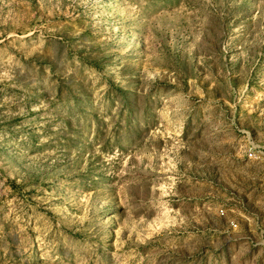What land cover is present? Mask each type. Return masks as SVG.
Returning a JSON list of instances; mask_svg holds the SVG:
<instances>
[{"label":"rangeland","instance_id":"obj_1","mask_svg":"<svg viewBox=\"0 0 264 264\" xmlns=\"http://www.w3.org/2000/svg\"><path fill=\"white\" fill-rule=\"evenodd\" d=\"M264 0H0V264H264Z\"/></svg>","mask_w":264,"mask_h":264},{"label":"built area","instance_id":"obj_2","mask_svg":"<svg viewBox=\"0 0 264 264\" xmlns=\"http://www.w3.org/2000/svg\"><path fill=\"white\" fill-rule=\"evenodd\" d=\"M246 156L250 159L260 160L261 156H264V153L263 150H257L255 146H252L247 150Z\"/></svg>","mask_w":264,"mask_h":264}]
</instances>
